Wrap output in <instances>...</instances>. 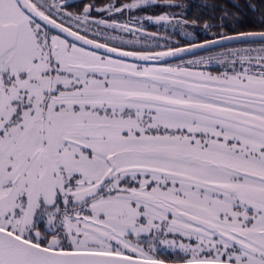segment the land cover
<instances>
[{
	"label": "snow or ice",
	"instance_id": "1",
	"mask_svg": "<svg viewBox=\"0 0 264 264\" xmlns=\"http://www.w3.org/2000/svg\"><path fill=\"white\" fill-rule=\"evenodd\" d=\"M0 264H264V0H0Z\"/></svg>",
	"mask_w": 264,
	"mask_h": 264
},
{
	"label": "flooded vegetation",
	"instance_id": "2",
	"mask_svg": "<svg viewBox=\"0 0 264 264\" xmlns=\"http://www.w3.org/2000/svg\"><path fill=\"white\" fill-rule=\"evenodd\" d=\"M152 10L150 9L149 10V12H151ZM156 11L158 12L159 11V9H156ZM150 30H153V31H155L156 29H155V27H153V28H151Z\"/></svg>",
	"mask_w": 264,
	"mask_h": 264
},
{
	"label": "trees",
	"instance_id": "3",
	"mask_svg": "<svg viewBox=\"0 0 264 264\" xmlns=\"http://www.w3.org/2000/svg\"><path fill=\"white\" fill-rule=\"evenodd\" d=\"M229 2V0H225V3H228Z\"/></svg>",
	"mask_w": 264,
	"mask_h": 264
}]
</instances>
